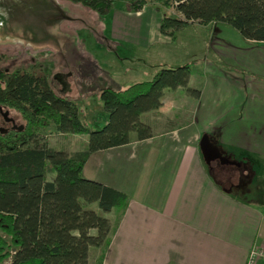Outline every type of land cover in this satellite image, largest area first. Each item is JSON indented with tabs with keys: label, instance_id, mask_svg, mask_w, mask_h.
<instances>
[{
	"label": "crops",
	"instance_id": "1",
	"mask_svg": "<svg viewBox=\"0 0 264 264\" xmlns=\"http://www.w3.org/2000/svg\"><path fill=\"white\" fill-rule=\"evenodd\" d=\"M125 8H113L105 16L110 39L133 49L151 50L154 40L142 42L144 28H149L144 18L147 8L140 12ZM156 17L154 26L160 19ZM239 36L252 52L244 51L248 57L243 66H231L238 73L231 85L222 84L208 91L211 95L217 93L215 103L230 107L214 117L198 115L206 92L198 88L199 98L186 95L192 111L181 122V113L170 117L164 99L167 94H184L186 89L164 91L161 107L142 118L151 127V138L137 141L131 134L128 145L89 156L83 177L87 174L86 179L127 197L124 214L111 227L102 264H245L252 246L264 249V195L260 193L264 181L258 172L264 171V43L248 42ZM62 84L61 96L77 105L80 119L101 114L100 125L106 122L100 101L89 96L74 99L76 89L67 81ZM193 85L190 75L187 87ZM208 120H214V125ZM211 127L214 133L206 132ZM203 135L210 137L221 157L242 162V171L248 168L252 174L248 181L238 187L225 186L224 181L220 183L210 174L200 145ZM91 162L98 164L99 174L89 171Z\"/></svg>",
	"mask_w": 264,
	"mask_h": 264
},
{
	"label": "trees",
	"instance_id": "2",
	"mask_svg": "<svg viewBox=\"0 0 264 264\" xmlns=\"http://www.w3.org/2000/svg\"><path fill=\"white\" fill-rule=\"evenodd\" d=\"M66 1L100 16L107 15L116 3ZM157 2L179 16L164 18L160 24V33L171 39L188 25L219 23L236 30L245 41L264 43V0ZM146 5L147 0H129L125 9L140 12ZM190 75L187 66L161 69L151 80L124 90L102 89L99 101L107 120L100 129L90 130L80 119L77 105L54 92L41 65L0 70V264L6 259L10 264H88L92 248L101 249L95 264H102L111 227L100 212H113L117 224L127 197L84 178L83 167L93 153L128 145L131 134L137 141L151 138V127L142 118L161 107L164 91L185 88L199 98V91L187 87ZM6 109L17 112L23 123L4 127L1 112L6 114ZM49 126L61 135H87L85 148L67 153L49 147L43 139ZM200 145L204 152L215 151L207 135Z\"/></svg>",
	"mask_w": 264,
	"mask_h": 264
},
{
	"label": "rangeland",
	"instance_id": "3",
	"mask_svg": "<svg viewBox=\"0 0 264 264\" xmlns=\"http://www.w3.org/2000/svg\"><path fill=\"white\" fill-rule=\"evenodd\" d=\"M128 1L116 0L114 8L127 6ZM145 8L147 11L144 18L149 23V28H144L146 34L142 42L144 39L154 40L151 50L133 49L111 40L106 15L100 16L91 9L66 0H0V70L13 72L16 69L29 70L33 65H41L57 95L61 96L62 82L67 81L68 85L76 89V95L72 94V97L75 95L74 99H89V96L99 101L101 88L124 90L136 82L151 80L161 69L187 66L191 71V83L195 84L190 88H199L202 91L206 89L198 115L214 117L230 107L226 103H215L217 93L211 95L208 91H214L215 86L222 84L231 85L234 76L238 74L236 67L231 66H243L244 59L248 57L243 54L244 51L248 54L252 52L249 46L239 41L236 30L224 24L218 27L193 24L177 31L171 39L160 33L159 25L164 18H177L178 14L173 9L161 8L157 0H147ZM156 15L160 19L154 26ZM237 69L242 75L243 71ZM58 75H61V81ZM230 89L232 93L235 92L234 86ZM186 95L190 96L187 92L167 94L164 99L169 106L170 117L181 113V122L192 111V103ZM1 115L4 119L3 112ZM5 115L8 119L13 118L15 122L13 119V122H6L4 119V127L23 123L14 110L6 109ZM81 119L90 130L102 127L101 114L90 119L88 116ZM208 122L214 125V120ZM212 127L206 132L214 133ZM43 139L56 151L72 153L85 148L88 136L78 135L76 138L72 135H60L53 126H49L43 133ZM220 140L222 143V138ZM246 159L251 163L255 162L252 157ZM121 160L123 159L119 161ZM229 161L238 167L241 175L251 177L247 167L246 170H241L240 166L244 165L242 162L230 158ZM88 169L99 174L98 164L94 162L90 163ZM228 172L233 183L238 184V172L230 168ZM258 172L260 179L264 181V171L259 169ZM85 176L89 178V175ZM48 179L52 180L53 175ZM262 186L260 193L264 195V185ZM254 196L257 197L258 194L255 193ZM89 207L96 210V205ZM100 216L107 218L110 227L116 224L114 214L103 215L100 212ZM8 251L11 253V250ZM99 251V248L92 250L88 264H95ZM3 264H10V260L6 259Z\"/></svg>",
	"mask_w": 264,
	"mask_h": 264
},
{
	"label": "flooded vegetation",
	"instance_id": "4",
	"mask_svg": "<svg viewBox=\"0 0 264 264\" xmlns=\"http://www.w3.org/2000/svg\"><path fill=\"white\" fill-rule=\"evenodd\" d=\"M205 153H206V159L208 160L207 166L209 172L214 178L217 179L218 182L223 183L224 181L225 186H228L229 184H233L234 187H238L242 185L243 182L248 181V178H246L244 175H241V171L237 169L238 168L237 166L232 165L229 159H226V157L224 158L220 157V154L217 151L206 150ZM229 168L238 172L239 175L238 184L233 183V180L228 172Z\"/></svg>",
	"mask_w": 264,
	"mask_h": 264
},
{
	"label": "built area",
	"instance_id": "5",
	"mask_svg": "<svg viewBox=\"0 0 264 264\" xmlns=\"http://www.w3.org/2000/svg\"><path fill=\"white\" fill-rule=\"evenodd\" d=\"M259 262L264 263V249L254 245L248 253L245 264H258Z\"/></svg>",
	"mask_w": 264,
	"mask_h": 264
},
{
	"label": "water",
	"instance_id": "6",
	"mask_svg": "<svg viewBox=\"0 0 264 264\" xmlns=\"http://www.w3.org/2000/svg\"><path fill=\"white\" fill-rule=\"evenodd\" d=\"M3 117H4L6 122H10V121L13 122V120L12 119H8L5 114L3 115ZM202 153H203V157H204L205 161L208 163V160L206 159V153L203 150H202Z\"/></svg>",
	"mask_w": 264,
	"mask_h": 264
},
{
	"label": "bare ground",
	"instance_id": "7",
	"mask_svg": "<svg viewBox=\"0 0 264 264\" xmlns=\"http://www.w3.org/2000/svg\"><path fill=\"white\" fill-rule=\"evenodd\" d=\"M2 18V17H1ZM1 18H0V20H1ZM3 26V25H2ZM2 29V28H1ZM2 31V30H1Z\"/></svg>",
	"mask_w": 264,
	"mask_h": 264
}]
</instances>
